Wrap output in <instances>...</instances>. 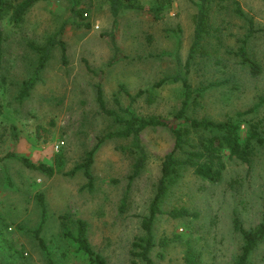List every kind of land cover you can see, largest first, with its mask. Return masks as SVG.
<instances>
[{
    "label": "rangeland",
    "instance_id": "obj_1",
    "mask_svg": "<svg viewBox=\"0 0 264 264\" xmlns=\"http://www.w3.org/2000/svg\"><path fill=\"white\" fill-rule=\"evenodd\" d=\"M153 2L140 0L142 10H121L114 24L109 0H40L19 24L8 16L0 21L4 36L0 75L6 80L0 90V156L13 151L46 164H54L59 156L61 163L49 176L16 159L0 160V264H48L49 257L54 264H88L71 238L77 219L86 221L92 247L109 264H143L132 253V242L143 234L141 218L148 211L161 159L173 147L169 127L178 123L172 113L182 98L180 81L151 87L162 77L183 72L198 0H172L157 18L150 8ZM249 19L253 21L250 35ZM61 24H65L60 36L65 62L55 46L29 94L18 101L20 83L36 58L27 42H44ZM241 45L260 65L258 75H252L236 54ZM187 78L193 89L206 85L190 100L188 116L223 120L243 112L235 117L241 142L245 143L253 123L264 136V102H259L264 95V0L208 1L206 32L193 53ZM98 83L107 108L122 115L125 108L140 116L157 115L169 125L141 132L147 160L132 179L133 157L122 148L128 140L104 139L94 153V189L88 191L82 188V171L68 172L99 137L117 128L100 110ZM139 89L145 92L131 101L129 95ZM249 108L252 111L245 112ZM59 141L63 144L56 149ZM249 141L253 147L249 162L230 158L223 150L226 166L216 182L201 180L191 170L183 173L163 208L183 206L196 215L157 216L154 238L167 237L169 244L153 248L151 264H184L185 241L199 253L198 264H236L243 244L236 220L250 229L264 215V141ZM38 194L44 197V213ZM125 195V209L120 210ZM62 215L67 216L70 236L64 234ZM39 225L47 251L32 233ZM248 262L264 264V238Z\"/></svg>",
    "mask_w": 264,
    "mask_h": 264
},
{
    "label": "trees",
    "instance_id": "obj_2",
    "mask_svg": "<svg viewBox=\"0 0 264 264\" xmlns=\"http://www.w3.org/2000/svg\"><path fill=\"white\" fill-rule=\"evenodd\" d=\"M37 1L40 0H21L17 3H12L9 0H0V21L5 16H8L12 23L19 24L23 20L25 13ZM153 1L154 2L150 8L154 12V16L156 18L158 17L159 12L163 8L169 6L172 2V0ZM208 1L209 0H198L193 39L183 66V72L178 71L173 75L162 77L158 81L154 82L151 87L160 86L165 82L180 81L182 85V98L180 106L172 113V116L178 121V123L169 127L173 137V147L170 151L165 153L161 159L160 175L155 183L154 192L149 201L148 211L141 218V228L143 234L132 242V247L134 249L132 250V253L137 256L143 264L152 263L150 252L156 245H159L164 249L169 244V239L167 237H161L158 241L154 238L153 225L158 215L165 213L172 218L196 215L195 212H190L183 206L167 210L163 208V203L165 202L167 195L170 193L172 187L181 179L183 173L186 170H191V172L201 180L216 182L219 180L221 173L226 166L223 156L224 149L228 150V157L236 158L242 162H249V157L253 148L249 140L254 138L259 143L264 141V136L261 137L257 133L255 128L256 124L253 123L249 125L250 134L245 143L241 142L238 133L239 123L235 117L241 115L243 112H236L235 115L228 116L223 120H214L206 117L196 118L187 115V106L189 105L193 95L206 89V85L193 89L188 81L187 73L193 53L196 47L200 44L203 34L206 32ZM109 4L110 12L113 16V24L115 23L119 12L123 9L142 10L140 0H109ZM74 12L75 14L77 13L81 16L80 12ZM236 12L238 14L242 13L238 7L236 8ZM248 23V35H250L253 32V21L249 19ZM64 25L65 24H61L60 27L54 33L48 35L42 43H37L32 40L27 42V45L36 53V58L30 74L20 83L16 94V99L18 101H21L29 94V91L32 89L35 82L39 79L40 72L50 58L51 51L55 46L60 48L62 62H65L66 48L60 37L63 32ZM85 25L88 24L85 23ZM110 37L114 46V53L116 55L118 53V48L114 41V35L110 33ZM3 38V31L0 25V60L2 56ZM236 54L239 55L241 62L248 66L249 72L252 75H258L261 72L260 65L248 56L243 45L239 47ZM5 81V77L0 75V90L4 86ZM95 88L96 99L101 112L110 116L117 128L114 131L107 132L99 137L92 148L85 152L82 161L76 163L68 172L73 174L77 170L82 171L85 178V183L82 188L87 189L88 191L94 189V177L91 173L94 153L98 145L104 139L118 137L128 140V144L124 145L122 148L133 157L131 174L129 175V178L132 179L141 172L147 160V154L141 139V132L148 127L169 125L168 121L157 115L140 116L129 110V108H125L124 110L126 115H122L114 109L107 108L105 106L101 84H96ZM121 89L124 90L123 86H121ZM144 92L145 90L139 89L134 95H128L130 100L133 101L135 97L142 95ZM259 102H264V95L259 97ZM249 111H252V108L247 109L245 112ZM1 112L2 106L0 103V114ZM5 158L16 159L24 166L30 169L40 170L49 176L55 173L61 165L59 156L55 158L56 160L54 161V164H46L42 162L35 163L26 156L18 155L13 151L6 152L4 155L0 156V160ZM37 199L42 209V213H44L45 203L43 194H38ZM125 201L126 195L121 199L120 210L125 209ZM61 219L64 234L70 236L67 225V216L62 215ZM235 226L240 231L243 239L241 253L237 258L236 264H251L248 262V257L252 250L256 247L257 243L264 238V215L261 221L253 228L243 229L238 220H236ZM40 228L41 227L39 225L37 228L32 230V233L37 239L40 247L47 251L45 243L40 236ZM87 232L88 225L86 221L83 219H77L75 222V234L71 235V238L76 244V248L84 253L88 264H109L107 259L99 251L92 247ZM183 259L184 264L199 263V253L194 249L189 241H185ZM48 264H54L50 257L48 258Z\"/></svg>",
    "mask_w": 264,
    "mask_h": 264
},
{
    "label": "built area",
    "instance_id": "obj_3",
    "mask_svg": "<svg viewBox=\"0 0 264 264\" xmlns=\"http://www.w3.org/2000/svg\"><path fill=\"white\" fill-rule=\"evenodd\" d=\"M84 15H87V13L84 12ZM96 27H97V26H96ZM60 144H63V141H59L58 143H56L55 148H56V149H59Z\"/></svg>",
    "mask_w": 264,
    "mask_h": 264
}]
</instances>
